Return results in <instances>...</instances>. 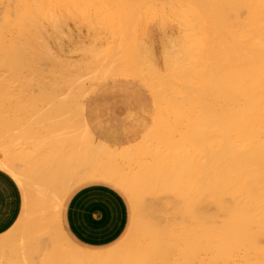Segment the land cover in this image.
I'll list each match as a JSON object with an SVG mask.
<instances>
[{
  "label": "bare ground",
  "instance_id": "obj_1",
  "mask_svg": "<svg viewBox=\"0 0 264 264\" xmlns=\"http://www.w3.org/2000/svg\"><path fill=\"white\" fill-rule=\"evenodd\" d=\"M88 6V0H0V101L56 97L48 83L62 82L67 67L62 41L73 32L66 24L89 17ZM90 6L95 23H106L107 11L131 25L128 75L113 79L114 86L144 102L155 84L166 102L173 86L179 114L189 110L190 183L176 229L180 264H264V0ZM153 28L160 33L161 65L150 42ZM106 47L83 49L86 60L74 69L94 65ZM99 135L98 151H116L113 135ZM95 182L126 191L107 172L78 183ZM64 199H56L61 210Z\"/></svg>",
  "mask_w": 264,
  "mask_h": 264
},
{
  "label": "rangeland",
  "instance_id": "obj_2",
  "mask_svg": "<svg viewBox=\"0 0 264 264\" xmlns=\"http://www.w3.org/2000/svg\"><path fill=\"white\" fill-rule=\"evenodd\" d=\"M110 1L88 0L89 17L67 22L73 32L62 41L67 67L62 82L48 83L56 97L0 101V264H180L176 229L190 183L189 110L179 114L173 86L166 102L156 84L148 102L114 86L113 79L128 75L131 25L107 11L106 23L89 19L90 5ZM150 35L161 65L159 30ZM100 45L107 47L94 65L74 69L86 60L83 49ZM104 131L117 139L116 151L95 148ZM101 172L120 178L126 191L78 183ZM88 185L111 188L124 205L125 224L108 243H76L65 228L69 199Z\"/></svg>",
  "mask_w": 264,
  "mask_h": 264
},
{
  "label": "crops",
  "instance_id": "obj_3",
  "mask_svg": "<svg viewBox=\"0 0 264 264\" xmlns=\"http://www.w3.org/2000/svg\"><path fill=\"white\" fill-rule=\"evenodd\" d=\"M63 222L70 239L76 243H108L119 235L125 224L124 205L111 188L88 185L71 196Z\"/></svg>",
  "mask_w": 264,
  "mask_h": 264
}]
</instances>
